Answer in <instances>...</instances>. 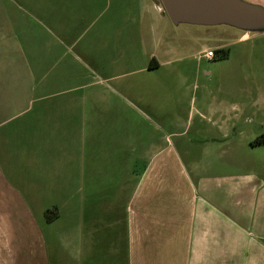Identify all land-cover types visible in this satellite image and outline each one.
<instances>
[{"label": "crops", "instance_id": "obj_1", "mask_svg": "<svg viewBox=\"0 0 264 264\" xmlns=\"http://www.w3.org/2000/svg\"><path fill=\"white\" fill-rule=\"evenodd\" d=\"M151 1L0 0V264H264V172L168 112Z\"/></svg>", "mask_w": 264, "mask_h": 264}, {"label": "rangeland", "instance_id": "obj_2", "mask_svg": "<svg viewBox=\"0 0 264 264\" xmlns=\"http://www.w3.org/2000/svg\"><path fill=\"white\" fill-rule=\"evenodd\" d=\"M247 1L264 6V0ZM166 27L173 48L166 59L171 62L157 73L168 85L163 98L168 112L183 108V130L191 106L214 120L228 118L229 138L234 140L224 145V154H236L247 169L264 172V141L258 142L264 134V33L252 35L227 25H174L168 16ZM207 50H213L214 57H206ZM152 63L150 58L149 66ZM211 119L197 111L186 129L184 139L196 144V150L206 142L215 147L213 139L223 140Z\"/></svg>", "mask_w": 264, "mask_h": 264}, {"label": "water", "instance_id": "obj_3", "mask_svg": "<svg viewBox=\"0 0 264 264\" xmlns=\"http://www.w3.org/2000/svg\"><path fill=\"white\" fill-rule=\"evenodd\" d=\"M174 25H227L252 35L264 33V6L247 0H159Z\"/></svg>", "mask_w": 264, "mask_h": 264}, {"label": "built area", "instance_id": "obj_4", "mask_svg": "<svg viewBox=\"0 0 264 264\" xmlns=\"http://www.w3.org/2000/svg\"><path fill=\"white\" fill-rule=\"evenodd\" d=\"M204 55L208 58L214 57V51L213 50H207Z\"/></svg>", "mask_w": 264, "mask_h": 264}, {"label": "trees", "instance_id": "obj_5", "mask_svg": "<svg viewBox=\"0 0 264 264\" xmlns=\"http://www.w3.org/2000/svg\"><path fill=\"white\" fill-rule=\"evenodd\" d=\"M225 55H227V53H226V52H225ZM222 56H223V55H222ZM262 140L264 141V139H263V138H260V140H258V142L260 143ZM263 141H262V142H263ZM52 213H56V211H55V210H54L53 212L51 211V214H52ZM48 214H49V213H48ZM47 217H48V219H50V220H51V219H53V216H50V214H49V215H47Z\"/></svg>", "mask_w": 264, "mask_h": 264}, {"label": "flooded vegetation", "instance_id": "obj_6", "mask_svg": "<svg viewBox=\"0 0 264 264\" xmlns=\"http://www.w3.org/2000/svg\"><path fill=\"white\" fill-rule=\"evenodd\" d=\"M260 138H263L264 139V134Z\"/></svg>", "mask_w": 264, "mask_h": 264}]
</instances>
